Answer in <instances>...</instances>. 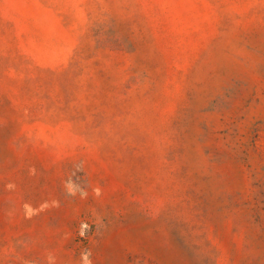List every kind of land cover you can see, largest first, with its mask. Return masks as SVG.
I'll use <instances>...</instances> for the list:
<instances>
[{
    "label": "rangeland",
    "instance_id": "1",
    "mask_svg": "<svg viewBox=\"0 0 264 264\" xmlns=\"http://www.w3.org/2000/svg\"><path fill=\"white\" fill-rule=\"evenodd\" d=\"M0 264H264V0H0Z\"/></svg>",
    "mask_w": 264,
    "mask_h": 264
}]
</instances>
